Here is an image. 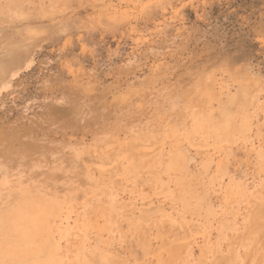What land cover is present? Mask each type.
<instances>
[{"label":"rangeland","instance_id":"374dc122","mask_svg":"<svg viewBox=\"0 0 264 264\" xmlns=\"http://www.w3.org/2000/svg\"><path fill=\"white\" fill-rule=\"evenodd\" d=\"M0 264H264V0H0Z\"/></svg>","mask_w":264,"mask_h":264}]
</instances>
